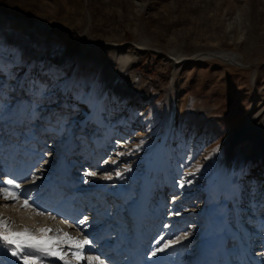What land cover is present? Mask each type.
<instances>
[{
	"label": "rangeland",
	"instance_id": "1",
	"mask_svg": "<svg viewBox=\"0 0 264 264\" xmlns=\"http://www.w3.org/2000/svg\"><path fill=\"white\" fill-rule=\"evenodd\" d=\"M26 38L28 46L13 61L15 48ZM37 46L51 70L57 69L53 59L64 57L51 83L37 80L41 62L31 55ZM219 53L236 60H221ZM125 55L133 57L128 73L118 71ZM113 75L117 82L110 94L121 84L136 90L133 102L119 112L110 94L94 107L98 91ZM263 112L264 0H0V151H42L47 156L37 159V167L52 177L58 154L73 143V159L83 166L75 175L77 188H98L78 192L85 201L80 207L86 216L98 213L96 226H108L113 239L122 230L116 232V211L136 202L150 166L163 156L155 181L151 177V208L162 216L151 225L158 234L154 244L159 248L187 233L171 247L177 264H190L195 243L188 242L204 230L202 209L216 188L212 159H226L228 141ZM89 171L97 175L86 176ZM108 174L111 180L104 179ZM180 179L186 181L183 188L177 185ZM104 186L126 190L125 198H104L109 194ZM262 191L264 162H249L232 200L259 207H249L251 215L246 208L240 211L250 238H257L253 253L264 242ZM87 200L93 207L86 208ZM0 212L28 225L35 217L3 204ZM126 234L127 240L117 239L129 248L133 233Z\"/></svg>",
	"mask_w": 264,
	"mask_h": 264
},
{
	"label": "bare ground",
	"instance_id": "2",
	"mask_svg": "<svg viewBox=\"0 0 264 264\" xmlns=\"http://www.w3.org/2000/svg\"><path fill=\"white\" fill-rule=\"evenodd\" d=\"M6 19L8 20V26L11 28V19ZM7 34H11L10 30L7 31ZM40 40L41 36L39 37V41ZM28 44V38H26L24 43H20L19 46L15 48L13 61L18 59L21 55L23 46H28ZM33 49L34 50L31 55L34 59L40 60L42 67V71L37 75V80H48V83H51L54 78H56V75H58L57 73L63 64L64 57H56L53 61L51 60L57 68L51 70L53 68L49 63V59L47 60L46 58L40 56L38 46ZM219 54L220 55L218 57L221 60L228 61L230 63H234V60H236V57L233 55L230 56L225 53ZM131 57L132 56L130 55H125L124 58H122L118 71L120 70V72L123 71L128 73V63ZM116 77V75H113L112 79L107 81L103 88L98 91V98L96 99V103H94V107H99L100 102L106 97V95L110 94V88H113L117 82ZM21 83L24 84L22 81ZM121 85L114 87L115 89L113 90L116 92L114 94H110L114 111L117 110L118 112L125 105H127V103L133 102L136 91L133 89L132 85L130 87ZM50 146L52 147L53 145L50 144ZM72 146H70L69 149L72 148ZM35 152L31 151L26 155L31 157L30 155L33 154L34 156H32V158L23 160L26 158L25 156L21 160L20 158L17 159L13 153H11V155L7 153L2 155L4 152L0 151V179L14 178L23 182V187L19 190L20 193L24 198H29L30 204L33 205V207L39 212L44 214L38 215L32 210V208L22 207L20 204L11 200L0 199V204H3L6 207H20L27 211L29 215L32 217L35 216L37 219L34 217L33 223L28 225L8 213L0 212V217L4 218L6 221L14 222L20 230L24 228L31 230V232L37 237L43 235L40 233V229L57 230L55 233L48 232L47 236H53L54 234L59 235L58 230L61 229L65 232H69L73 236H79L83 233L84 236H87L88 239L92 241V244L86 247L85 253L87 255L100 256L101 259L105 261V264H177V259H175L176 257L173 255V247L168 248L166 252L158 255L153 260L149 257V254L156 247H158V245L154 244L158 234L155 230H153V227L159 223L162 216H154V218L151 219L152 217L150 216V212L148 211L145 213L147 216V219L145 220L147 222L146 228L143 230V233H139L140 238H136V235L133 237L131 236L129 242H133L134 244L130 248L125 249V246L123 247L120 245L122 242L117 239V237H121L124 241L127 240L128 238L126 237V232L118 230V232L115 233L116 239L111 238L112 231L108 228V226H96L100 221L98 213H95L93 217L88 215L86 216L85 213H81L78 205L75 206L74 200L76 199L75 193L77 190L74 188V180L76 177L60 175L58 169L56 170V175L51 177L37 167L39 158L37 160L35 157L40 156ZM261 160L264 162V112L253 115L244 125L242 130L228 141L226 159L223 160L218 157H214L212 159V162L215 165V171L212 174L211 182L214 183L216 188L212 194L213 196H210L212 197L211 200L204 206V230H202L195 239L189 240L188 242V244L195 243V248L192 251V262H190V264H202L200 258L197 257V250L201 246L203 239L206 237H214L217 240L219 248L223 249V251L220 250L215 254L214 259L209 264H264V242L263 246L258 245L257 248H255L257 252L253 253L252 247H254L255 244L251 245V243L253 244V242H256L257 238H250V234L248 232L250 226L243 223L244 221L240 218L239 211H243V208H246L248 215H251L249 214V207H251L254 211L259 207H256L253 204H246V206L244 204L240 206V202L236 199V202L232 200L235 185L239 181L241 170L246 169V165L249 162L256 164ZM161 162L162 159L160 156L152 163L149 168L151 176H155L157 174ZM37 169H39V171H37ZM68 169L70 168L67 164V170ZM33 172L36 174L35 177L32 176ZM81 172L77 171V174ZM33 180L34 182H32ZM103 188L105 189L106 187L104 186ZM151 190L152 184L149 181L147 187L144 188L142 194L140 195V198L135 203L130 205L128 213L131 215L133 213L136 220H138V217L135 215L137 206L143 198V194L146 195L145 199H147V201L150 200ZM108 192L110 195L114 194L112 197L122 196V191L118 189H108ZM263 192L264 191H262V193ZM71 195L74 196L70 197ZM258 200L259 202H263L261 199ZM80 201L84 200L82 199ZM104 205L105 204L102 203L101 206H99L100 208H104ZM229 207H233L234 209V216L236 219V225L234 226L229 220ZM212 208L215 209V213L213 215L207 214V211ZM221 215L225 217V221L223 222L220 221ZM85 216L88 218V227L86 228L78 223V221L83 219ZM153 221L156 223L151 226ZM138 239H140L139 244L137 243ZM215 251L216 250H213V253ZM68 258L72 259L70 253L68 254ZM0 264H21V261L18 258L12 257L10 253L3 248H0ZM41 264L55 263H53L51 257H49L43 259ZM73 264H77V262L73 260ZM79 264H84V262L80 261Z\"/></svg>",
	"mask_w": 264,
	"mask_h": 264
},
{
	"label": "snow or ice",
	"instance_id": "3",
	"mask_svg": "<svg viewBox=\"0 0 264 264\" xmlns=\"http://www.w3.org/2000/svg\"><path fill=\"white\" fill-rule=\"evenodd\" d=\"M138 147V145H137ZM218 150V149H214ZM123 155V153H119ZM46 162V161H45ZM199 165L197 166V170ZM39 171V169H37ZM192 172H187L185 175H193ZM35 172L32 176L35 177ZM86 176H96V172H86ZM116 175L122 178L123 173L118 171ZM104 179L111 180L112 175L108 174L104 176ZM34 182V180L32 181ZM186 181L180 179L177 181L178 187L183 188ZM23 187V182L18 181L14 178H3L0 179V199L11 200L22 207L32 208L38 215L44 213L39 212L37 209L30 204L29 198H24L20 193V189ZM175 199V197H173ZM88 218L85 216L79 220L78 223L83 227H88ZM164 227H168L165 225ZM40 233L43 235L37 237L31 232V230L24 228L18 229V226L14 222L6 221L0 217V248H3L14 258H18L21 264H41L43 259L49 257H56L62 264H73V260L79 264L83 261L84 264H105V261L100 256L87 255L85 253L86 247L92 244V241L84 236L83 233L79 236H73L69 232H65L62 229L58 230L59 235L47 236L48 232H56L53 229H40ZM187 233L177 236L174 240H170L164 243L161 247L154 249L150 255L156 256L157 252H163L165 249L172 245L179 243L180 241L187 238ZM163 239V237H161ZM63 253V254H61ZM71 254L72 259L68 258V254Z\"/></svg>",
	"mask_w": 264,
	"mask_h": 264
}]
</instances>
